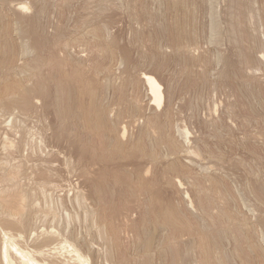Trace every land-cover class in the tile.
<instances>
[{
    "label": "rangeland",
    "instance_id": "1",
    "mask_svg": "<svg viewBox=\"0 0 264 264\" xmlns=\"http://www.w3.org/2000/svg\"><path fill=\"white\" fill-rule=\"evenodd\" d=\"M0 264H264V0H0Z\"/></svg>",
    "mask_w": 264,
    "mask_h": 264
},
{
    "label": "bare ground",
    "instance_id": "2",
    "mask_svg": "<svg viewBox=\"0 0 264 264\" xmlns=\"http://www.w3.org/2000/svg\"><path fill=\"white\" fill-rule=\"evenodd\" d=\"M146 79H147V81L149 82V84H150V87H151V91L153 92V94H154V99L157 101V102H159V103H161L162 102V99H163V94H162V90H161V86L160 85H158L157 83H156V81L153 79V77H150V76H147L146 77ZM90 84V83H89ZM87 88V87H86ZM151 92V93H152ZM97 109V108H96ZM84 112V111H83ZM86 113V112H85ZM97 120V119H96ZM93 123V122H92ZM99 123V122H98ZM85 124V123H84ZM96 124V123H95ZM100 124V123H99ZM100 126V125H99ZM101 155V154H100ZM175 222V221H174ZM206 254V253H205ZM204 260H206V259H204ZM204 262V261H203Z\"/></svg>",
    "mask_w": 264,
    "mask_h": 264
}]
</instances>
